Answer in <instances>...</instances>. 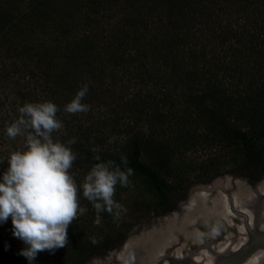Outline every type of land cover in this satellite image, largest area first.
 Here are the masks:
<instances>
[{
    "label": "trees",
    "instance_id": "trees-1",
    "mask_svg": "<svg viewBox=\"0 0 264 264\" xmlns=\"http://www.w3.org/2000/svg\"><path fill=\"white\" fill-rule=\"evenodd\" d=\"M85 84L90 110L66 113ZM44 101L60 109L63 128L54 139L76 140L73 166L92 167L98 154L123 169L124 154L163 210L176 197L157 170L198 142L232 148L239 169L257 181L264 173V0H0V175L25 147L6 128L25 103ZM85 213L97 220L91 203ZM12 228L11 218L0 223V264H28ZM117 237L107 234L92 248L110 249ZM48 259L41 252L34 264Z\"/></svg>",
    "mask_w": 264,
    "mask_h": 264
},
{
    "label": "clouds",
    "instance_id": "clouds-1",
    "mask_svg": "<svg viewBox=\"0 0 264 264\" xmlns=\"http://www.w3.org/2000/svg\"><path fill=\"white\" fill-rule=\"evenodd\" d=\"M88 85L80 87L64 111L69 114L87 113L90 105L84 103ZM60 109L51 101L25 103L18 109L19 117L7 128L10 139L25 138L22 151H14L7 159V169L0 175V223L12 221V234L26 247L20 250L28 264H34L39 253L54 252L68 245V228L85 210L79 203V191L97 213L113 214L120 218L127 209L115 199L117 185L129 187L134 170L127 166V157L120 155L122 169L114 160H101L97 154L95 163L84 176L81 184L69 173L76 159L70 145L54 139L53 133L63 128L57 118ZM97 152L96 148L92 149ZM0 160V163H3ZM212 232L216 228L212 225ZM92 243L97 240L92 238ZM122 264H135V254L121 257Z\"/></svg>",
    "mask_w": 264,
    "mask_h": 264
},
{
    "label": "bare ground",
    "instance_id": "bare-ground-1",
    "mask_svg": "<svg viewBox=\"0 0 264 264\" xmlns=\"http://www.w3.org/2000/svg\"><path fill=\"white\" fill-rule=\"evenodd\" d=\"M168 216L145 224L113 254L135 264H264V180L223 177L193 187ZM216 228L212 232L210 227Z\"/></svg>",
    "mask_w": 264,
    "mask_h": 264
},
{
    "label": "rangeland",
    "instance_id": "rangeland-1",
    "mask_svg": "<svg viewBox=\"0 0 264 264\" xmlns=\"http://www.w3.org/2000/svg\"><path fill=\"white\" fill-rule=\"evenodd\" d=\"M16 139L17 144L21 136ZM20 139V140H19ZM212 140V141H211ZM208 142L196 141L197 146L192 147L185 153H175L170 157L165 169H158V174L169 184L174 186V203L167 210H163L157 203L156 195L148 181L134 173L129 179V187L117 185L114 199L122 204L127 211L121 212L120 218L115 219L113 214H106L105 221L99 218L91 223L86 216V207L90 203L79 191V203L85 211L78 215L68 228V245L54 252L44 251L49 259L47 264H100L102 262L114 263L113 254L119 249L126 239L137 235L145 221L154 222L174 212L175 207L189 195L190 190L198 185H208L217 178H233L254 186L259 180H264V173L257 181L252 180L243 173L238 164L240 157L230 147H225L219 140L211 139ZM194 143V144H195ZM209 144V145H207ZM264 161V143L261 144ZM3 148V147H2ZM147 160L146 156H143ZM91 166L85 165L80 168L72 166L69 173L73 176L77 185L81 184L84 176ZM117 235L118 243L110 249H94L92 238L97 241L105 235ZM92 248V249H91ZM85 250H88L85 252ZM88 255H86V254ZM84 254V255H82Z\"/></svg>",
    "mask_w": 264,
    "mask_h": 264
}]
</instances>
